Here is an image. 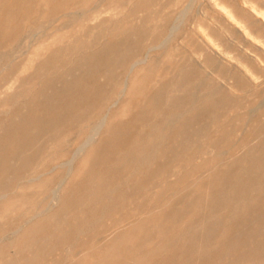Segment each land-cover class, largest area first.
<instances>
[{"label": "rangeland", "instance_id": "obj_1", "mask_svg": "<svg viewBox=\"0 0 264 264\" xmlns=\"http://www.w3.org/2000/svg\"><path fill=\"white\" fill-rule=\"evenodd\" d=\"M222 1L0 0V264H264V47Z\"/></svg>", "mask_w": 264, "mask_h": 264}, {"label": "bare ground", "instance_id": "obj_2", "mask_svg": "<svg viewBox=\"0 0 264 264\" xmlns=\"http://www.w3.org/2000/svg\"><path fill=\"white\" fill-rule=\"evenodd\" d=\"M214 1V0H213ZM234 1V0H233ZM260 1V0H259ZM258 1V3H259V5H260V3L262 2V0H261V2H259ZM244 2V4L245 3H247V2H250V8H247L246 7V5H244V4H239L238 2H237V0H235L234 2H229V3H227V2H224V1H222L220 4H219V6L221 7V9L224 11V14L227 16V19L229 20V22L233 25V27L235 28V29H237L241 34H242V36L247 40V41H249V42H252V43H255V45H258V46H260V47H264V6H261V7H257L256 5H255V3H253L251 0H244L243 1ZM242 2V3H243ZM264 2V1H263ZM262 4V3H261ZM264 4V3H263ZM262 4V5H263ZM181 9H183V8H181ZM183 10H180V13L182 12ZM178 14H179V12H178ZM181 15V14H180ZM175 16V15H174ZM183 16L184 15H182L181 17L183 18ZM180 17V16H179ZM222 17V16H221ZM177 18V17H176ZM181 19V18H180ZM177 20V19H176ZM181 20H183V19H181ZM180 20V21H181ZM179 21V22H180ZM177 22V21H176ZM197 22V21H196ZM174 23V22H173ZM173 23H172V25H173ZM171 25V26H172ZM179 25V24H178ZM175 27V26H174ZM174 27H173V30H176V29H174ZM204 28V27H203ZM229 28V27H228ZM177 29H179L178 27H177ZM173 30L171 29V32H173ZM198 30H200V29H198ZM228 30V29H227ZM176 31H178V30H176ZM229 31V30H228ZM230 32H234L235 33V31H230ZM172 34V33H171ZM170 34V35H171ZM174 35V34H173ZM197 35V34H196ZM203 35V34H202ZM206 35V34H205ZM165 36V35H164ZM199 36V35H198ZM166 37V36H165ZM165 37H164V39L163 40H165ZM168 37L169 36H167L166 38H167V40H170V39H168ZM204 37H206V36H204ZM224 37V36H223ZM237 37H238V35H237ZM236 37V38H237ZM163 38V37H162ZM162 38H161V40H162ZM209 39L208 40H210V41H214V39L213 38H211V37H208ZM222 38V37H221ZM225 38V37H224ZM226 38H227V36H226ZM242 37H240V39H241ZM232 39V38H231ZM201 41H202V39H200ZM205 40H206V38H205ZM221 40V39H220ZM230 40V39H229ZM239 40V39H238ZM237 40V41H238ZM209 41V42H210ZM225 41H228V40H225ZM245 41V40H244ZM243 41V42H244ZM158 42H160V41H158ZM230 42L231 41H228L227 43H229L230 44ZM211 43H213V42H211ZM226 43V44H227ZM160 43H158V45H159ZM213 44H215V45H218V43H213ZM238 44H239V42H238ZM153 45V44H152ZM155 45H157V43L156 44H154V47H155ZM163 45H165V43L163 44ZM166 45H167V43H166ZM165 45V46H166ZM212 45V44H211ZM149 46V45H148ZM162 46V45H161ZM164 46V47H165ZM240 46H242V44L241 45H239V48H240ZM245 46H250L249 44H245ZM147 47V46H146ZM160 47V46H159ZM212 47H214V46H212ZM216 47V46H215ZM244 47V46H243ZM148 48V47H147ZM210 48V47H209ZM244 48H246V47H244ZM149 49V48H148ZM233 49H235V48H233ZM264 49V48H263ZM146 50V49H145ZM204 50V49H203ZM239 50V49H238ZM237 50V51H238ZM217 51H219V50H217ZM223 51V53L221 54L222 55V57H226L227 59H230V58H233V59H235L239 64H236L235 66H237L238 67V69H239V71H240V73H241V75L245 78V79H247V80H252V79H254V81H255V79L257 78V74H256V72L251 68V66L247 63V62H242V61H240V59H239V57H236V56H234V55H228V52L229 51H227L226 49L224 50H222ZM221 51V52H222ZM240 51V50H239ZM251 51H253V49H251V48H249V49H245V53L247 54V56L250 58V59H252L253 61H256L257 63H259V64H262L261 62V59L258 57V55H257V53H255L254 51L253 52H251ZM220 52V51H219ZM220 52V53H221ZM145 53V52H144ZM143 53V54H144ZM237 53V52H236ZM239 54V53H238ZM221 55H220V57L218 56V58H222L221 57ZM215 58H217V57H215ZM143 59V58H142ZM142 59H140V60H142ZM216 60V59H215ZM218 60H220V59H218ZM217 61V60H216ZM216 61H215V63H213L214 65L216 64ZM134 63H136L135 62V60L133 61ZM264 62V61H263ZM134 63L132 64V65H134ZM230 63V62H229ZM231 63H233V62H231ZM131 65V66H132ZM136 65V64H135ZM134 65V66H135ZM214 65H212L211 64V66H212V69L214 68L213 66ZM231 65V64H230ZM234 65V64H233ZM130 66V67H131ZM216 67V66H215ZM128 68V67H127ZM133 68V67H132ZM229 68V67H228ZM231 68V67H230ZM229 68V69H230ZM131 69V68H130ZM228 70V69H227ZM206 71V70H205ZM229 71V70H228ZM206 73H207V71H206ZM229 73V72H228ZM234 74V73H233ZM224 77H228L227 76V74H226V76H224ZM231 77H232V75H231ZM235 77V76H234ZM260 77V76H259ZM258 79V78H257ZM262 79V78H261ZM197 81V80H196ZM259 81V80H258ZM124 82H125V80H124ZM124 82H122V83H124ZM219 82H221V81H219ZM223 82V81H222ZM256 84V83H255ZM123 85V84H122ZM215 85H217V84H215ZM218 85H220V84H218ZM216 86V88H218L219 86ZM253 85V84H252ZM194 86H196L195 85V82H194V84H193V87L192 88H194ZM213 88H215V87H213ZM213 88H210V89H213ZM195 89V88H194ZM196 89H197V87H196ZM249 89V88H248ZM191 91H192V89H190ZM215 90H217V89H215ZM244 90V89H243ZM246 90V89H245ZM190 91V92H191ZM195 91V90H194ZM214 91V90H213ZM210 93H213V92H209V94ZM232 93V92H231ZM248 93V92H247ZM214 94V93H213ZM207 95V94H206ZM205 95V96H206ZM238 95V94H237ZM191 96H193L192 94H190V97ZM194 97V96H193ZM196 97V96H195ZM189 98V97H188ZM193 98H191L190 100H192ZM207 99V98H206ZM194 100V99H193ZM199 101H200V99H199ZM198 101V102H199ZM261 101V100H260ZM188 103L190 102V101H187ZM193 102H195V101H193ZM197 102V101H196ZM202 102V101H201ZM192 103V102H191ZM259 103V102H258ZM187 104V103H186ZM260 104V103H259ZM194 105V104H193ZM249 105V104H248ZM189 107L188 108H190V106L191 105H188ZM197 106H198V104H197ZM258 106V105H257ZM187 107V106H186ZM202 107V106H201ZM246 107H247V105H246ZM184 108V107H183ZM187 108V109H188ZM240 108V107H239ZM245 109H248V108H245ZM252 109H256V107L255 108H253L252 107ZM182 110V109H181ZM250 110H251V108L249 109V112H250ZM188 111V110H187ZM186 111V112H187ZM251 113V112H250ZM177 114H179V116H181V115H183V113L182 114H180V113H177ZM177 114H176V116H177ZM104 115V114H103ZM173 115H175V114H173ZM244 115H246V114H244ZM170 116H172V115H170ZM243 116V115H242ZM103 118V117H102ZM168 118V116L166 117V119ZM171 118V117H170ZM172 118H174V120H175V117L174 116H172ZM205 118V117H204ZM173 120V121H174ZM98 122H99V119L97 120ZM166 121V120H165ZM97 122V123H98ZM168 122H170V120H168ZM172 122V121H171ZM95 123H96V121H95ZM93 124H94V122H93ZM166 124H168V123H166ZM173 124V123H172ZM95 125H97V124H95ZM175 125V124H174ZM91 126V125H90ZM167 126H169V125H167ZM97 127V126H96ZM97 129V128H96ZM92 132V131H91ZM185 132V131H184ZM94 133V132H93ZM96 133V132H95ZM184 134V133H183ZM185 135V134H184ZM166 137V136H165ZM87 138V137H86ZM186 138V137H185ZM89 141H91V139L89 140ZM152 141V140H151ZM150 141V142H151ZM85 142V141H84ZM86 144V143H85ZM80 145V144H79ZM84 146V145H83ZM82 146V147H83ZM87 146V145H86ZM85 148V147H84ZM81 149H83V148H81ZM80 150V149H79ZM83 151V150H82ZM146 151H148V150H146ZM75 152H77L76 151V149H75V151H74V155L76 156V154L77 153H80V152H77L76 154H75ZM78 155V154H77ZM69 158V157H68ZM72 158H73V156H72ZM71 158V159H72ZM136 158H138V157H136ZM140 158V157H139ZM70 159V158H69ZM69 161V160H68ZM71 162V161H70ZM68 170V169H67ZM64 174V173H63ZM37 176V175H36ZM63 178V177H62ZM115 186V185H114ZM263 186V185H262ZM55 187V186H54ZM57 187V186H56ZM51 189H53V188H51ZM55 189V188H54ZM57 189V188H56ZM59 190V189H58ZM113 190V189H112ZM6 191H10V190H6ZM56 191V190H55ZM4 191H3V189H0V196H2V195H4V193H3ZM53 192V191H52ZM58 191H56V193H57ZM52 196H54V192H53V195ZM55 196H57L56 194H55ZM7 197V196H6ZM58 197V196H57ZM5 199H7V198H5ZM54 201V200H53ZM57 201V200H56ZM9 205H10V202H5V203H1L0 204V211H7L8 210V208H9ZM42 209V208H41ZM50 209V208H49ZM49 209H46V210H48L49 211ZM39 211V210H38ZM34 213V212H33ZM32 213V214H33ZM34 214H36V213H34ZM33 214V215H34ZM31 215V214H30ZM102 215V214H101ZM7 218V217H6ZM28 218V217H27ZM93 220V219H92ZM27 221V220H26ZM26 221H24V222H26ZM76 227V226H75ZM15 228H17V227H15ZM89 230V229H88ZM85 231H87V230H85ZM12 232V231H11ZM80 233V232H79ZM13 234H14V232H13ZM73 236V235H72ZM13 238V237H12ZM30 238V237H29ZM69 238H70V236H69ZM68 238V239H69ZM71 239V238H70ZM7 240V239H6ZM5 240V241H6ZM65 240H66V238H65ZM10 241H11V239H10ZM64 242V241H63ZM62 242V243H63ZM62 243H61V245H62ZM31 244V243H30ZM12 246V245H14L13 244V242H11L10 244H8V246ZM23 245V244H22ZM22 245H21V247H22ZM25 245H27L28 246V243L26 244L25 243ZM225 245V244H224ZM74 246V245H73ZM163 246V245H162ZM33 247V246H32ZM31 247V248H32ZM40 247V246H39ZM38 247V249H37V251L40 249ZM62 247V246H61ZM67 247H68V245H67ZM72 247V246H71ZM62 248H64V246L62 247ZM25 249H27V248H25ZM34 250V249H33ZM37 251H35L34 250V252L36 253ZM70 251V250H69ZM69 251H67V252H69ZM29 252V251H28ZM28 252H26V253H28ZM66 252V251H65ZM73 252H75L74 250H73ZM23 253H24V251H23ZM33 254V253H32ZM39 254V253H38ZM0 255H1V252H0ZM19 255V254H18ZM41 255V254H40ZM38 256V255H37ZM36 256V259H39L38 257ZM17 257V256H16ZM19 258H14V259H12V260H10V261H12V264H18L23 258H25V256H18ZM29 257H31V255H29ZM28 258V257H27ZM28 260H29V258H28ZM30 260H32V258H30ZM26 261V260H25ZM33 261H34V259H33ZM38 261V260H37ZM39 262V261H38ZM20 263H22V262H20ZM29 263H32V261L31 262H29ZM53 263V262H52ZM51 263V264H52ZM26 264V263H25ZM28 264V263H27ZM37 264V263H36ZM54 264V263H53Z\"/></svg>", "mask_w": 264, "mask_h": 264}]
</instances>
